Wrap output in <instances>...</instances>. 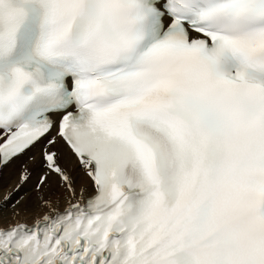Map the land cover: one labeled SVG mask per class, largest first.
<instances>
[{
    "label": "snow or ice",
    "instance_id": "6c2138e0",
    "mask_svg": "<svg viewBox=\"0 0 264 264\" xmlns=\"http://www.w3.org/2000/svg\"><path fill=\"white\" fill-rule=\"evenodd\" d=\"M16 168L0 264H264V0H0Z\"/></svg>",
    "mask_w": 264,
    "mask_h": 264
},
{
    "label": "rangeland",
    "instance_id": "374dc122",
    "mask_svg": "<svg viewBox=\"0 0 264 264\" xmlns=\"http://www.w3.org/2000/svg\"><path fill=\"white\" fill-rule=\"evenodd\" d=\"M16 170L19 172L18 169H16ZM12 172L15 174V169L14 170H5L4 176H5V174L7 176V175H9V173H12ZM18 179H19V175H17V174H16V176H14L12 178H7V179L2 178L3 183H1V181H0V194L2 193L1 195H3L4 192L7 193L8 191L11 190L12 187H15L14 185L17 183ZM3 197L0 198V200L3 199Z\"/></svg>",
    "mask_w": 264,
    "mask_h": 264
},
{
    "label": "bare ground",
    "instance_id": "6f19581e",
    "mask_svg": "<svg viewBox=\"0 0 264 264\" xmlns=\"http://www.w3.org/2000/svg\"><path fill=\"white\" fill-rule=\"evenodd\" d=\"M38 159H39V154L37 153V160H38ZM16 169L19 170V168H16ZM16 169H15V174H14L13 172H12V173H9V175H7V176H6V174H5V176H3V178L7 179V178H12V177L16 176V174L19 175V172H18ZM38 171H39V169H37V172H38ZM8 176H9V177H8ZM36 178H37L36 175H34L33 178H32V181H30L29 184L26 185L25 187L30 188V187H31V184L35 182ZM1 183H3V182L1 181ZM13 185H14V184H13ZM15 185H16V184H15ZM15 185H14V186H15ZM12 188H13V187H12ZM12 188H11V189H12ZM1 194H2V193H1ZM1 194H0V198H2L6 193L4 192L3 195H1ZM27 199H28V197L25 196L24 200L27 201ZM1 200H2V199H1Z\"/></svg>",
    "mask_w": 264,
    "mask_h": 264
}]
</instances>
